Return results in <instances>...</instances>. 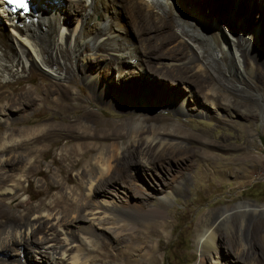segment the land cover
<instances>
[{
  "label": "rangeland",
  "instance_id": "374dc122",
  "mask_svg": "<svg viewBox=\"0 0 264 264\" xmlns=\"http://www.w3.org/2000/svg\"><path fill=\"white\" fill-rule=\"evenodd\" d=\"M120 1L122 5L119 9L129 31L130 44L140 50L141 56L137 64L139 67L132 61L127 63L129 70L125 69V65L119 70L116 68L114 57L105 61L94 56L93 45L87 42L88 49L80 50L77 56L69 61L75 74L64 82H72L71 98L80 101V107L71 108L65 119L60 113L53 114L49 110L51 105L24 109L25 116L18 117L21 107L9 110V102L5 99L0 101V136L12 130H38L39 127L49 124L57 125L63 130L64 123L73 120L81 110L90 113L87 123H82L87 131L99 133L97 140L90 141L93 150L87 151L85 155L70 154L73 149L79 148L80 144L69 142L66 137L60 135L39 147V152L34 157L36 167L28 178L21 179L23 191L20 193V199L35 206L41 202L50 204L54 197L67 195L72 190L76 195H80L84 202L86 192L82 188L84 183L79 175L88 167L92 168L93 158L98 154L97 148L104 149L111 144H117L123 153L133 145L131 137L135 132L141 135L142 141L139 144H144L142 148L146 147V137L153 136L154 133L175 132L177 136H174L175 139L170 138V142L167 141L159 147L155 146L158 142L155 140L153 145V156L164 157L163 160L171 167L169 173L163 174L159 165L157 167L154 164L153 171H149V168L142 164L137 165L132 167L131 171L137 177H146L147 183L140 182L143 189L136 188L134 192L129 190L125 194H105L118 200L119 211L130 214L137 212L135 194H143L144 191V196L148 197L153 205L152 200L157 195L172 191L174 197L163 207V217L140 219L147 224L159 221L168 224L167 227H161L159 233L155 237L146 238L147 241L139 239L130 245L127 241L121 244L111 239L110 235L101 229L93 238H105L110 245V251L119 258L126 255L125 251H129L130 256H127L138 260L141 259L137 257L139 248L145 245L144 241L149 242L154 245V249L152 255L142 258V264H248L246 261L238 263V256L235 253L229 254L225 248L224 251L210 250L209 253L203 254L197 240L199 234L207 229V223L221 211L227 210L225 220L223 218L222 222L208 228L228 242L229 239H236L238 234H242L246 240L244 249L249 257L254 250V244L264 250V237L258 232L259 224L264 222V68L256 65L255 52H249L246 59L240 60L235 58L236 56L232 57L233 51H225L223 55L205 38H202L199 46L182 35L177 43H187L188 55L185 58L176 57L168 51L170 46L167 40L170 33H159L153 19L141 21L136 17V10L127 4V0ZM201 1L199 0L197 7L201 12H206L203 15L200 13L202 18L197 22L200 31L214 32L212 23L216 20L221 24L220 30L225 42L230 45L233 42L238 43L242 33L249 34L255 30L257 34L254 48L258 56L264 58V0H250L248 5L245 3L242 4L243 7H235V15L224 14L226 9L230 12V7L227 6L230 4L226 5V0L212 4V11L215 8L218 13L212 12L209 7L204 8ZM53 3L61 5L64 9L66 23L71 28L82 17V7L78 1L70 6L66 0H53ZM221 8L225 10L224 13ZM185 13L187 17H192L189 10H185ZM163 16L170 18L168 14ZM182 29L193 38H200L194 30L178 23L171 33L181 34ZM151 49L154 50L152 58H146L143 54ZM191 50H195L199 58L192 57ZM195 64H200L202 71L194 69L190 73L188 69L195 67ZM261 64H264L262 60ZM83 65L89 66L93 72L94 76L89 82L81 69ZM170 69H176V72L170 75V72H167ZM42 75L33 73L18 79H3L2 82L8 84L10 102H14L12 98L18 97L21 91L30 90L39 94L37 88L52 79L43 78ZM98 80H102L101 85L105 90L103 95L93 87L88 88ZM35 94L33 95L36 96ZM183 99H186V103L184 111H181L180 102ZM206 101L216 105H206ZM38 107L44 109L38 110ZM6 115L19 119L16 123L6 124L3 121ZM113 130H116L117 137L105 136ZM205 142L213 146L212 151L206 152L203 146L195 144ZM178 151H190V158L178 162L173 156H169L170 153ZM77 162L79 165L73 168ZM161 175H164L162 179ZM62 187L67 190H62ZM116 188L110 186L111 190ZM120 188L125 189L123 185H120ZM242 203L254 206L239 209L238 206ZM54 228L55 232L61 234L58 235V240L63 243V235L58 226ZM138 231L139 235L143 236L146 228H139ZM75 236L72 243V246H75L73 252L79 250L89 255L94 258L96 264L107 263V260H102L99 255L93 253L97 247L90 239L91 234L80 231ZM43 251L44 258L49 259L47 256L52 253L47 249ZM19 253H1L0 259H18ZM253 262V259H250L249 263Z\"/></svg>",
  "mask_w": 264,
  "mask_h": 264
},
{
  "label": "bare ground",
  "instance_id": "6f19581e",
  "mask_svg": "<svg viewBox=\"0 0 264 264\" xmlns=\"http://www.w3.org/2000/svg\"><path fill=\"white\" fill-rule=\"evenodd\" d=\"M30 1L33 8L26 15H10L7 8L0 3V101L7 100L9 110L18 106L21 107V114L18 117L25 116L23 114L25 113L24 109H32L38 105H51L49 110L53 114L58 115L60 113L65 119L71 108L80 107V101H74L71 98L72 82L64 81L74 76L75 72L69 61L76 57L80 50L86 51L88 49L87 42L92 43L94 56L96 55L105 61H110L114 57L116 68H119V70L124 65L125 69L129 70L127 63L132 61L136 65L138 64L141 56L140 50L130 44L129 31L122 20L121 10L119 9L122 5L120 0H66L69 6L78 1L82 7V17L76 25H72V28L66 23L64 9L61 5H56L53 0ZM218 1L202 0L201 2L204 8L209 7L211 9L212 4ZM226 1V5L230 4L227 5L230 7V12L226 9L227 12L224 13L225 10L221 8V12L226 15L227 13L235 15V12H233L235 7H243L242 4L246 3L248 5L250 3V0H247V2L246 0ZM127 4L136 10V17L141 21L144 22L148 18L153 19L159 33H170L167 40L170 46L168 51L176 57L185 58L188 55L187 43H177L180 35H182L199 46L202 38H205L215 49L218 48L223 55L225 51L227 53L233 51L232 57L236 56L235 58L240 60L246 59L249 52H255L256 65L264 68V64H261V60L264 62V58L261 55L258 56V52L254 48L257 34L255 30L249 34L242 33L241 40L239 42L236 40L238 43L233 42L230 45L225 42L220 30L221 24L216 20L213 23L211 22L214 32L207 30L204 33L199 30L197 22L199 18H202L200 13L203 15L206 12L205 10L201 12L202 10L200 11L197 7L199 0H127ZM185 10H189L193 18L187 17ZM213 11H216L215 8ZM164 14H168L170 18L164 17ZM176 23L194 30L200 38H193L183 29L181 34L171 33ZM191 51L192 57L199 58V54L195 50ZM152 54H154V50L151 49L149 52L145 51L143 55L146 58H152ZM87 65H83L81 69H83L84 74L87 76L86 80L89 82L94 75ZM194 69H200L201 72L203 67L200 64H195V67L191 66L188 70L190 72ZM175 70L170 69L167 72H170L171 75L176 72ZM33 73H41L43 78L50 77L52 79L37 88L39 94H35L30 90L21 91L18 97L12 98L14 102H10L8 84L2 82L3 79H18L25 74L31 76ZM30 76L29 79H31ZM101 81L94 82L93 86L89 85L88 88L91 87L92 89L93 87L100 95H103L105 90L101 85ZM185 100L183 99L180 102L181 111H184ZM205 104L216 105L209 101H206ZM39 109L44 108L38 107ZM81 111L73 120L64 123L63 130H60L57 125L49 124L39 127L38 130H12L10 133L0 136V254H8L11 251L14 253L18 251L19 253L21 251L18 254L20 258L0 259V264H27L28 262L30 264L32 262L33 264H96L94 258H90L89 255L83 254L79 250L72 251L75 247L72 246L73 239L80 231L91 234L90 239L97 247L96 250H93V253L99 255L102 260H107L106 264H142V258L152 255L154 249V245L149 242L144 241L143 244L145 243V245L139 248L137 257H141L140 260L129 258V251H125L126 255L124 253L125 256L119 258L110 251V245L105 238L97 237L98 239H94L93 236H97L96 232L101 229L107 232L111 239H115L121 244L127 241L130 245V243H135L139 239L146 240V238L155 237L161 227H167L168 224L159 221L147 224L140 219L163 217L165 213L163 207L174 197L172 191L157 195L152 200L153 205L150 204L149 198L144 196V191L143 194H135L137 212L130 214L119 211L120 204L118 200L105 194L110 192H123L125 194L129 190L134 192V190H137L136 188L143 189L140 182L147 183L146 177L142 175L137 177L131 171L132 167L137 165L142 164L146 168L148 167L149 171H153L152 166L155 164L154 166L157 165V167L159 165L163 174L164 172L165 174L169 173L171 167L163 160L164 157L153 156L155 148H153V145L155 140L158 141L155 146L159 147L167 141L170 142L172 140L170 138L177 136L175 132L154 133L153 136L146 137L145 148H142L144 144H139L142 141L140 133L133 132V137H131L133 138V145L123 153L117 144H111L104 149L97 148L98 154L93 158L92 168L88 167L79 175L84 183V185L81 184L82 188L86 192L84 202L80 195H76L72 190L67 195L54 197L50 204L41 202L38 206H35L20 199V193L23 191L21 179L28 178L29 174L33 172V168L36 167L34 157L43 144L60 135L66 137L69 142L80 144L79 148L73 149L70 154L85 155L87 151L93 150L90 141L97 140L99 133L87 131L84 124L87 123L90 113L87 110ZM18 117L6 115L3 117V121L6 124L16 123ZM46 122H49L48 119H46ZM113 135L117 137L116 130L105 136L114 137ZM125 136H129V134H125ZM195 144L203 146L206 152L213 149V146L207 142ZM189 154L190 151H178L170 153L169 156H173L176 161L182 162L190 158ZM193 155H195L194 152ZM78 165V162L75 163L73 168ZM163 176L161 175V179ZM137 178L139 179L136 180ZM120 185H123L125 189L120 188ZM110 186L117 188L111 190ZM64 189L67 190L66 187H62V190ZM79 189L81 188L79 187ZM253 206L250 203H242L238 208L245 209ZM227 213V210L221 211L210 221L208 220L207 229L199 234L197 244L202 253H209L210 250L224 251L225 248L230 252L229 254L235 253L238 256V263L246 261L250 264V259H253V264H264V250L258 244H254V250L251 257H249L250 255L244 249L246 240L242 234H238L236 239H229L228 242L223 236H219L214 230L208 228L215 223L222 222L223 218L225 220ZM55 226H58V230L63 235V243L58 240V235L61 234L58 231L55 232ZM72 227L75 229H71ZM143 227L146 228V232L141 237L138 230ZM258 232L264 237V222L261 225L259 224ZM69 246L72 247L68 248ZM43 249L50 251V254L52 253L51 256L45 255L49 259L44 258L45 250L43 251ZM0 258H2L1 255Z\"/></svg>",
  "mask_w": 264,
  "mask_h": 264
},
{
  "label": "snow or ice",
  "instance_id": "6c2138e0",
  "mask_svg": "<svg viewBox=\"0 0 264 264\" xmlns=\"http://www.w3.org/2000/svg\"><path fill=\"white\" fill-rule=\"evenodd\" d=\"M9 4L21 6L23 4V0H7Z\"/></svg>",
  "mask_w": 264,
  "mask_h": 264
}]
</instances>
